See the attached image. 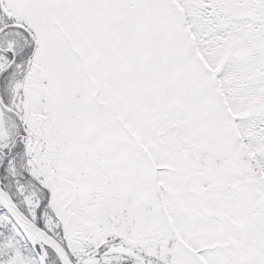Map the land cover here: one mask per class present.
<instances>
[{"label": "snow or ice", "instance_id": "snow-or-ice-1", "mask_svg": "<svg viewBox=\"0 0 264 264\" xmlns=\"http://www.w3.org/2000/svg\"><path fill=\"white\" fill-rule=\"evenodd\" d=\"M0 264H264V0H0Z\"/></svg>", "mask_w": 264, "mask_h": 264}]
</instances>
